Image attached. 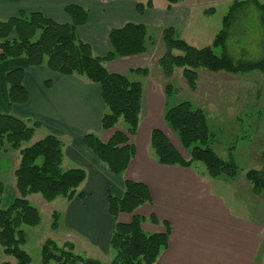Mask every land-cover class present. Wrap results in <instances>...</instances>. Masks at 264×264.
<instances>
[{"label":"trees","instance_id":"16d2710c","mask_svg":"<svg viewBox=\"0 0 264 264\" xmlns=\"http://www.w3.org/2000/svg\"><path fill=\"white\" fill-rule=\"evenodd\" d=\"M164 1L170 10L186 0ZM153 6L152 0H137L139 15ZM250 6H254L259 13L262 31L263 53L257 61L237 58L229 54L227 47L233 36V23L240 20V12L247 13ZM66 13L71 19L69 24L57 23L40 13H21L16 18L0 22V62L25 59L30 67L46 66L56 74L82 77L99 85L105 106L101 129L104 132L113 131L121 120L124 121V128L115 130L106 142L94 133L86 134L83 145L113 176L121 178L137 153L134 139L139 130L144 89L140 82L127 75L110 72L106 64L146 55L149 47L155 45L153 36L149 35L143 25L126 24L110 31L106 54L97 56L92 46L81 40L78 34V29L88 23V11L79 6H69ZM222 25L212 45L203 49L179 38L175 29H164L162 40L165 53L159 60L164 76L172 79L176 70H183L189 89L195 91L200 70L231 75L264 73V4L259 0H236ZM131 72L144 77L149 74L148 69ZM24 77L25 73L21 69L7 74L11 105L28 102ZM176 91L167 82L164 88L166 104L163 120L189 158L181 155L162 130L155 129L150 143L159 164L189 169L201 163L214 180L236 178L239 167L233 155L230 154L229 159L225 160L213 149L215 135L206 113L189 101L172 105ZM39 128L40 124L4 114L0 108V158L8 151L19 152L21 156L15 171L17 196L12 201L5 200L8 190L0 179V245L5 255L16 259V264L32 263L31 257L24 250L26 235L22 228L37 227L41 223V215L29 197L40 195L47 203L59 198L69 202L85 198L78 191L87 180L86 171L81 168L64 169V143L59 137L48 135L32 143ZM245 177L254 195L264 193V170H250ZM123 185L122 196L111 192L107 194L109 214L115 221L110 240V249L115 256L111 264H155L169 246L172 229L169 224H165L163 233L144 232L145 219L136 212L145 205H152L150 190L144 184L130 180H125ZM4 201L8 202L7 205ZM121 215H132L133 219L124 224L119 222ZM53 218L52 227L57 229L59 214H54ZM152 221L157 223L154 218ZM75 250L73 243L66 242L60 247L54 240H48L41 249V264H104L97 259L78 255Z\"/></svg>","mask_w":264,"mask_h":264},{"label":"crops","instance_id":"0c3cea01","mask_svg":"<svg viewBox=\"0 0 264 264\" xmlns=\"http://www.w3.org/2000/svg\"><path fill=\"white\" fill-rule=\"evenodd\" d=\"M152 1L153 8L139 15L137 0H0V22L16 18L21 13H40L57 23L69 24L71 19L66 8L79 6L88 11L89 20L78 29V34L81 40L92 46L95 55H98L96 52L100 44L106 48L99 55L106 54L111 30L129 23L145 26L150 36L173 28L179 38L190 43L191 30L195 31L203 24L200 23L204 16L199 15V3L188 4L189 0H186L169 10L164 0ZM123 59L131 61L129 64L120 62L121 67L126 68L125 71L138 69L139 57ZM119 67L116 64L113 69L119 70ZM17 69L25 73L24 87L28 102L23 105H11L9 102L7 74ZM157 95L153 94L156 99L153 100L155 104L152 106L151 120L161 107L163 114L165 111L166 103L162 105V99ZM0 108L4 114L40 124L32 143L48 135H55L62 142L65 141L63 166L67 170L84 169L87 179L85 167L89 163L83 154L94 163L99 160L83 145V137L89 133L98 136L99 132H103L98 137L106 142L116 130L104 132L101 129L105 106L99 85L82 77L56 74L46 66L30 67L25 59L0 62ZM155 129H162L158 122L147 121L144 125L140 119L138 134L134 139L137 153L127 172L121 178L107 174L108 178L96 196L97 204L89 208H74L94 214L89 216L90 221H86L84 233L92 246L98 247L101 253L102 250L108 251L106 255L111 251L110 240L115 221L109 214L107 194L111 192L122 196L124 185L119 190L113 189L117 179H122L123 183L125 180L142 183L150 190L152 205H145L136 212L145 219L144 232L163 233L165 224H169L172 229L169 246L155 264H264V224L234 213L224 195L215 192V186L220 185L216 184L219 179L214 180L208 173L199 171L196 164L189 169L159 164L150 143ZM11 153L17 159V164L11 168L10 177L2 176L15 189V171L21 156L19 152L8 151L6 154L11 156ZM249 184L245 185L249 187ZM74 209L66 212L65 221L71 230L78 231L77 227H81L82 222ZM132 219V215H121L119 222L128 224Z\"/></svg>","mask_w":264,"mask_h":264},{"label":"rangeland","instance_id":"374dc122","mask_svg":"<svg viewBox=\"0 0 264 264\" xmlns=\"http://www.w3.org/2000/svg\"><path fill=\"white\" fill-rule=\"evenodd\" d=\"M234 1L236 0H189L188 4L192 2L199 3V15L204 16L201 18L200 23L203 24L200 25V28L195 31L191 30L192 40L189 39V44L198 49L211 46L215 37L222 30L223 19L228 15ZM259 1L264 4V0ZM243 13L240 12V15H242L240 20L233 23V36L227 43L228 52L237 58L257 61L263 53L259 13L254 6H250L247 13ZM153 41L155 45L149 47V53L139 56L137 62L138 69H148L149 74L147 77L132 73V70L125 71L126 68L121 67L120 62L129 64L131 63L130 60L119 59L107 63L106 67L109 71L127 75L130 79L143 85L142 122H144V125L147 121L158 122L162 127L161 130L184 158H188V154L182 149L175 134L164 123L162 107L156 115L152 116L151 120L150 114L153 109L152 106L155 104L153 100L156 99L153 94H158L157 96L161 97L162 105L163 102L166 103L164 88L168 82L177 90L176 96L172 99V105L189 101L196 108L203 110L208 116L211 130L215 135L213 149L225 160L229 159L230 154H232L239 167V174L236 178H222L217 181L216 184H220L218 186L221 187L215 186V192L224 195L229 206L237 215L264 224V193L260 196L254 195L252 187H250L251 184L245 177L250 170H264V73L231 75L227 73L213 74L200 70L196 90L192 91L183 77V70H176L172 79H167L164 76L159 65V60L165 53L161 32L153 35ZM104 47L106 48L102 44L98 45L97 56L102 55L100 53ZM116 64L120 65L119 70L113 69ZM123 128L124 121L121 120L116 130ZM102 134L103 132H99L98 136L101 137ZM137 140L136 142L139 144ZM12 155L13 153H11V156L4 153L0 158V179L4 181L8 190L6 201L9 199V201H12L17 196L14 187H11L10 182L2 176L8 175L10 177L11 168L17 164V159ZM15 155L18 156L17 153ZM83 156L89 163V165H85L88 179L78 193L83 194L84 199H75L69 202L59 198L52 203H47L40 195L29 197V201L41 215V223L37 227L24 226L22 228L26 235L24 250L31 257V264H41V249L48 240H54L60 247L66 242L73 243L76 247V254L85 258L97 259L104 264H110L115 256L111 249L109 255H106L108 254L106 250H102L101 253L99 248L95 245L92 246L86 238L85 225L90 221L89 216H94V214L74 209L78 206L89 208L95 203L97 204L95 201L96 196L100 193L105 180L110 174L107 167L99 161L94 163L86 155L83 154ZM196 167L199 171L207 173V169L203 164L198 163ZM64 169L67 168L64 167ZM12 178L14 180V175ZM246 183L249 184V187L245 185ZM121 185L123 186V180L117 179L113 189L119 190ZM7 203L4 201L5 205ZM71 208L78 212L81 218L82 224L81 227H77L78 231L71 230L65 221L66 212ZM54 214L60 216L57 229L52 227ZM0 263L16 264V259L5 255L1 245Z\"/></svg>","mask_w":264,"mask_h":264}]
</instances>
